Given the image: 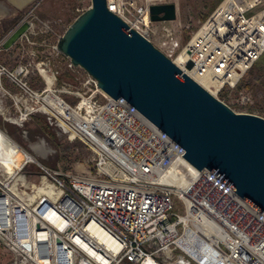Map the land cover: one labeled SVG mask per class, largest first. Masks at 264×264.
<instances>
[{"label":"built area","instance_id":"obj_1","mask_svg":"<svg viewBox=\"0 0 264 264\" xmlns=\"http://www.w3.org/2000/svg\"><path fill=\"white\" fill-rule=\"evenodd\" d=\"M105 2L148 39L154 23L149 8L166 0ZM263 53L264 0H222L170 60L226 104L219 95L236 88ZM68 67L76 68L70 60ZM78 69L86 90L56 86L47 60L13 69L0 64V94L12 110L8 122L25 136V121L43 114L92 153V171L85 174L47 169L21 148L20 168L4 174L0 167V242L13 264H189L179 245L189 233L202 239L210 264H264V216L209 170L193 167L184 149L125 99L108 97ZM31 73L44 88L28 85ZM3 78L18 91L5 89ZM32 162L44 171L50 191L30 201L11 182ZM174 198L181 213L173 210ZM175 251L182 253L176 261Z\"/></svg>","mask_w":264,"mask_h":264},{"label":"water","instance_id":"obj_2","mask_svg":"<svg viewBox=\"0 0 264 264\" xmlns=\"http://www.w3.org/2000/svg\"><path fill=\"white\" fill-rule=\"evenodd\" d=\"M149 13L151 22L176 18L171 3L152 5ZM57 48L105 95L125 99L180 145L193 167L209 170L264 216V118L236 113L215 98L105 0H91Z\"/></svg>","mask_w":264,"mask_h":264},{"label":"rangeland","instance_id":"obj_3","mask_svg":"<svg viewBox=\"0 0 264 264\" xmlns=\"http://www.w3.org/2000/svg\"><path fill=\"white\" fill-rule=\"evenodd\" d=\"M218 0H166L175 5L176 18L173 21L154 22L151 25L149 41L169 59L175 56L187 44L193 33L215 7ZM10 6L7 0H0ZM90 5L87 0H35L22 9H11L9 14L0 17V64L13 69L19 64H34L41 60L50 62L56 71V86L67 84L73 91L86 90L85 74L76 68L68 67V58L58 50V43L65 31L81 14V9ZM27 22L29 29L9 48L1 46L16 28ZM26 81L34 90L44 88L43 82L31 73ZM244 96V100L241 97ZM220 99L236 113H248L264 118V54L245 74L234 89H226L219 95ZM65 98L72 102L74 99ZM11 126L15 134L6 136L22 150L30 154L41 166L62 173L85 174L92 171V153L79 140L70 139L56 126L51 124L43 114H35L25 121L23 136L21 129L7 122L0 113V127ZM36 147V149L34 148ZM40 149L46 151L43 154ZM20 161L24 157L20 156ZM36 162L27 163L13 176L11 184L18 196L33 200L41 196L39 188H46L49 180L44 178V171ZM0 167L5 168L0 164ZM34 197L33 199H31ZM173 210L181 213L179 202L173 199ZM182 255L175 251L174 261ZM189 264H195L185 256ZM13 256L0 242V264H13Z\"/></svg>","mask_w":264,"mask_h":264},{"label":"bare ground","instance_id":"obj_4","mask_svg":"<svg viewBox=\"0 0 264 264\" xmlns=\"http://www.w3.org/2000/svg\"><path fill=\"white\" fill-rule=\"evenodd\" d=\"M10 6L0 3V17L9 14L11 9H22L35 0H7ZM29 24L27 22L22 23L18 28H16L6 39L3 40L2 45L5 48L12 46L13 42L20 36H22L28 29ZM47 78V77H46ZM50 81V78H47ZM36 149V147H34ZM42 151V152H41ZM43 154L46 153L43 149H40ZM28 155V153H27ZM20 156H23V151L20 147L12 141L8 136H6L0 130V164L5 168L6 173H12L14 168H20L22 162L20 161ZM27 158L35 161L32 156H27ZM50 190H45L44 188H39L38 193H49ZM32 197L31 199H33ZM203 242L196 234L189 233L185 239L179 242V245L185 251V254L193 261L199 262L200 264H210L208 256L203 252ZM148 264H154L149 262ZM180 264V263H179ZM183 264H186L185 262Z\"/></svg>","mask_w":264,"mask_h":264},{"label":"crops","instance_id":"obj_5","mask_svg":"<svg viewBox=\"0 0 264 264\" xmlns=\"http://www.w3.org/2000/svg\"><path fill=\"white\" fill-rule=\"evenodd\" d=\"M2 86L11 93H16L18 91V88L14 86L11 82H9L6 78L2 79ZM0 113L4 115V119L6 116H8V114L12 113V110L10 108V100L9 98L5 97L3 94H0ZM0 129L3 130V132H5L9 136L13 137L15 134V131L11 126H3L2 128L0 127Z\"/></svg>","mask_w":264,"mask_h":264},{"label":"trees","instance_id":"obj_6","mask_svg":"<svg viewBox=\"0 0 264 264\" xmlns=\"http://www.w3.org/2000/svg\"><path fill=\"white\" fill-rule=\"evenodd\" d=\"M220 1H221V0H218V1H217V3L215 4V7H216V5L218 4V2H220ZM263 54H264V53H263Z\"/></svg>","mask_w":264,"mask_h":264}]
</instances>
